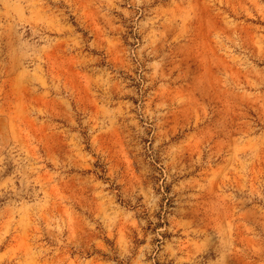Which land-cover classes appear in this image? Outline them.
I'll return each mask as SVG.
<instances>
[{"label": "rangeland", "instance_id": "374dc122", "mask_svg": "<svg viewBox=\"0 0 264 264\" xmlns=\"http://www.w3.org/2000/svg\"><path fill=\"white\" fill-rule=\"evenodd\" d=\"M0 264H264V0H0Z\"/></svg>", "mask_w": 264, "mask_h": 264}]
</instances>
